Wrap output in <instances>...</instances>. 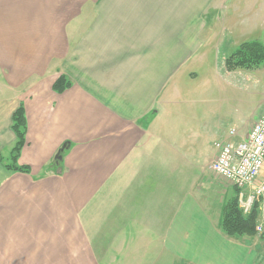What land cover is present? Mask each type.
<instances>
[{
    "label": "crops",
    "instance_id": "0c3cea01",
    "mask_svg": "<svg viewBox=\"0 0 264 264\" xmlns=\"http://www.w3.org/2000/svg\"><path fill=\"white\" fill-rule=\"evenodd\" d=\"M227 3L0 0V264H264V233L221 230L238 190L210 170L207 140L243 104L220 62L242 37ZM21 106L29 174L7 168Z\"/></svg>",
    "mask_w": 264,
    "mask_h": 264
},
{
    "label": "rangeland",
    "instance_id": "374dc122",
    "mask_svg": "<svg viewBox=\"0 0 264 264\" xmlns=\"http://www.w3.org/2000/svg\"><path fill=\"white\" fill-rule=\"evenodd\" d=\"M227 5L228 8L226 11H221V17L223 18L224 13H226L230 23L234 24L236 21L241 23L242 37L238 36L232 44L228 43L225 39L221 48V63L223 62V55L229 57L233 51L244 42L253 40L264 44V0H228ZM236 7H239V9H236ZM246 29H250L251 31L245 32ZM239 82L244 88L242 108L240 109V107H238V112H235V109L233 110V113L228 116L227 120L222 122L221 134L215 135L214 133L207 140L208 144L213 145L215 142L223 140L232 130H235L236 136L232 137L231 140H235L247 127H250L254 121H257L262 113H264V67L260 66L252 70L240 71L238 76V83ZM207 156L208 151H203L201 157L198 159V166H200V168L197 169L198 176L205 179L211 176L205 169ZM233 191H235V193L232 192L230 195L231 197L233 195L234 197L236 196L237 191ZM230 199L231 198H227V202L230 201Z\"/></svg>",
    "mask_w": 264,
    "mask_h": 264
},
{
    "label": "trees",
    "instance_id": "16d2710c",
    "mask_svg": "<svg viewBox=\"0 0 264 264\" xmlns=\"http://www.w3.org/2000/svg\"><path fill=\"white\" fill-rule=\"evenodd\" d=\"M225 66L229 72L264 67V44L258 41L243 43L226 59ZM70 87L71 83L65 77H61L55 83L54 90L57 93H62ZM12 129L17 137V144L12 151L11 163L7 165V168L29 174V167L18 165V159L26 143L27 131V122L22 106L13 115ZM238 194L237 191L236 196L223 206L220 228L229 237L254 236L256 234L260 202L255 203L249 214H245L239 207Z\"/></svg>",
    "mask_w": 264,
    "mask_h": 264
},
{
    "label": "built area",
    "instance_id": "2783aa9c",
    "mask_svg": "<svg viewBox=\"0 0 264 264\" xmlns=\"http://www.w3.org/2000/svg\"><path fill=\"white\" fill-rule=\"evenodd\" d=\"M235 135L232 130L230 139ZM214 147L217 156L210 170L239 190L240 208L249 213L255 202L264 200V182L256 183L264 168V115L253 124L243 141H219ZM248 188L252 190L246 195ZM257 232L262 234L263 227H257Z\"/></svg>",
    "mask_w": 264,
    "mask_h": 264
},
{
    "label": "water",
    "instance_id": "95a60500",
    "mask_svg": "<svg viewBox=\"0 0 264 264\" xmlns=\"http://www.w3.org/2000/svg\"><path fill=\"white\" fill-rule=\"evenodd\" d=\"M68 149L67 145H64L62 149L59 151L58 155L55 158V164L59 165V163L63 160V154Z\"/></svg>",
    "mask_w": 264,
    "mask_h": 264
}]
</instances>
